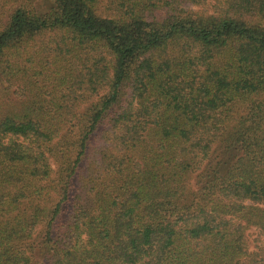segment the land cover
Listing matches in <instances>:
<instances>
[{"label":"trees","instance_id":"obj_1","mask_svg":"<svg viewBox=\"0 0 264 264\" xmlns=\"http://www.w3.org/2000/svg\"><path fill=\"white\" fill-rule=\"evenodd\" d=\"M264 0H0V264H264Z\"/></svg>","mask_w":264,"mask_h":264},{"label":"rangeland","instance_id":"obj_2","mask_svg":"<svg viewBox=\"0 0 264 264\" xmlns=\"http://www.w3.org/2000/svg\"><path fill=\"white\" fill-rule=\"evenodd\" d=\"M247 235L249 243L251 245V249H264V235H261L257 230L253 228L247 229Z\"/></svg>","mask_w":264,"mask_h":264}]
</instances>
